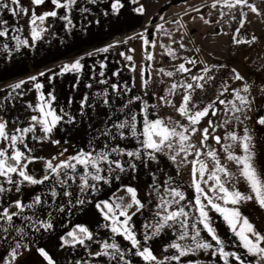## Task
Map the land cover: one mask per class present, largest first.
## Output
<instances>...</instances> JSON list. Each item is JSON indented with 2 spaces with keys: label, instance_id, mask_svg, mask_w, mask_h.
I'll use <instances>...</instances> for the list:
<instances>
[{
  "label": "snow or ice",
  "instance_id": "snow-or-ice-1",
  "mask_svg": "<svg viewBox=\"0 0 264 264\" xmlns=\"http://www.w3.org/2000/svg\"><path fill=\"white\" fill-rule=\"evenodd\" d=\"M46 0H30L31 6L44 5ZM54 5L53 10L45 11L43 14H37L36 8L33 7L29 18L32 26L30 36L32 41H38L43 38V33L48 31L44 27L45 22L49 18H58L66 22L65 27H74L70 13L77 4V0H50ZM89 3L95 4L97 0H88ZM133 4H137L138 0H131ZM111 10L113 13H119L124 7L121 0H112ZM218 6L227 8L229 12L233 9H240L239 27L235 30L236 34L232 36L233 43L253 44L258 38L252 35L251 39H239L241 29L245 26L247 13L244 8L249 9L253 13L259 14L257 7L249 3V0H213L211 8L216 9ZM59 9H64V14L58 16ZM7 10L13 17L21 14L27 16L29 8H25L21 0H0V15ZM199 12V9H194ZM88 11V9H82ZM134 11L143 14L145 9L143 5L135 8ZM107 15V13H105ZM223 16L224 13L221 12ZM163 19V17H161ZM205 24L209 21L201 16ZM233 19H236L233 15ZM179 24V21H174ZM8 21L0 19V37H7L9 29ZM184 27V25H180ZM158 30H163V25L157 26ZM15 31H21L16 28ZM171 36V33H166ZM218 35L220 33H217ZM227 35V33H225ZM16 41L15 50L19 51L21 47H28L29 40L21 39L19 36H13ZM175 42V41H174ZM144 45L155 47V43L148 38H143ZM179 48L188 51L186 45L181 39ZM114 45H108L102 49H96V52L107 53ZM3 49L8 51L9 45L5 43ZM131 51V50H130ZM199 53V49H195ZM92 56L93 53H88ZM125 61L132 62L131 55L120 53ZM167 55L173 59H181L183 62L175 66L174 71H165L160 68L159 71L173 78L177 73L189 74L192 72L191 65L195 67L198 61L194 58L179 57L176 52L169 48ZM147 60L152 61L154 56L147 55ZM80 57L71 63H66L61 67V74L64 73H82L84 63ZM107 66L101 64L100 77L105 76ZM227 68V65H208L200 69L198 74H192L190 80H182L171 83L167 89L166 95L158 97V104L149 105L143 100L141 95H128L132 93V87L125 83L122 87L116 83H112L110 88L117 98L127 99L121 104L116 112L121 117L115 120L111 116V127H105L100 136L93 137L89 141V147L79 149L76 154L65 156L67 149L63 148L61 140L54 139L53 133L57 130L58 125L62 122L74 123L75 118L66 112L64 108H60L59 112L53 106L56 102L55 89L45 93V85L41 83L38 76H30L27 80L10 85L13 92L22 89L24 85L31 83L34 89L39 93L38 103L33 105L27 104V108L34 114L27 121V126L20 127L21 123L18 118L12 121L13 129L9 131V121L0 116V178L4 182L0 183V244L7 242L5 249L6 257L0 255L2 264H26L22 258L26 253L32 252L30 245L35 244V238L30 236L31 233L50 232L54 230L53 212L71 214L77 209L83 211L85 206L91 205L102 217L105 222L103 228L110 231L111 237L104 240L96 239L97 233H94L85 224H76L72 230L67 231L60 236V247L75 248L79 245L81 248L89 249L91 243L100 245L99 250L89 251V256L99 258V264H133L132 257L139 258L143 264H182V258L194 255L197 251L210 252L212 257H217L223 264H246V257L251 256L257 258V264H264V233L257 228L244 216L237 205L244 201H254L261 208H264V173H261L255 162V146L253 144V134L248 127L243 128V134L238 135L236 131H228L227 126L235 121L239 125H244L245 121L251 119L248 112L252 110L254 102L251 95V86L245 81L235 68L229 69L231 78L236 81H243L242 87L234 88L231 91L232 99L225 100L224 96L229 90V85L222 82L219 94L216 99L211 100L205 106L200 107L199 103L194 100V93L197 89L206 90V85L211 86L216 80V74L219 69ZM51 71V70H50ZM135 71V66H132ZM45 73H39L44 76ZM114 76H119V72H114ZM52 78H49V83ZM101 84H107V79H101ZM91 87V85H88ZM142 87L147 90L149 81L144 79ZM177 90H183L182 102L177 106L169 97L174 96ZM264 91V89H262ZM23 95V93H17ZM11 94L4 97L9 99ZM96 96L102 97L103 105L111 107L115 101H110L108 90L103 93H96ZM139 102V104L137 103ZM238 102V103H237ZM72 100H68L69 106ZM88 104V97L84 96L80 101L81 115H84V107ZM225 105V119L222 124H216L212 119H208V127L201 129L199 125L208 118L218 117L219 109L216 105ZM95 107V105H88ZM136 106L139 111H133L132 107ZM167 106L175 109L179 116L187 121H174L170 116L162 118L159 116V108ZM3 105H0L2 108ZM231 112V116L228 113ZM65 117L67 120L65 121ZM243 117V118H242ZM255 123L264 128V114L259 115ZM217 127H225V135L213 136L217 145H221L225 154V162H222L218 152L208 145L210 129L214 132ZM37 130L41 135H37ZM199 133V146L193 143V137ZM29 135L32 141L43 143L45 141L60 145L61 151L57 156L45 160L44 157L33 155L34 149L29 147L27 140ZM105 140L99 148L96 141L100 137ZM135 141V147L129 150L126 146L121 147L116 141ZM67 143V141H64ZM239 147L242 154L237 155L235 148ZM207 149V151H205ZM204 155L211 158L213 167L208 168L206 160H201ZM193 159L189 160L188 157ZM59 157H64L60 159ZM127 159H124V158ZM166 159L176 166V175H180V168L191 164L192 186L195 189L194 201H186L185 193L175 186V178L160 168L161 160ZM179 158V159H178ZM36 160L45 161V169L40 177L30 172L29 165ZM58 161V162H53ZM228 162L236 165V171H232L228 167ZM155 164L156 168L152 169L151 165ZM141 168L147 169L152 177V183L148 185L145 192V200L140 198L137 187L130 182L123 183L124 177L127 176L129 181L137 179V173ZM157 172L162 173L165 179L158 181ZM241 178L247 183L249 192L242 193L236 189L235 184L239 183ZM211 181V183H209ZM114 182L118 184V191H123L124 196H118L113 193L106 199H96L100 187L111 186ZM5 183L7 186H5ZM38 186L46 185V191L33 195L30 202L25 203L19 197L15 199L6 198L8 194L13 192L21 193L22 186ZM207 186V191L205 187ZM211 193V194H209ZM60 203H57V200ZM155 199V207L150 209L152 212V222L143 225L144 232L142 239L138 238L135 229L133 217L152 205ZM51 200V203H49ZM218 201H222L218 203ZM231 205V207H226ZM193 210L198 215H193ZM219 213L226 222L228 228L238 240L237 247L244 250V254H238L236 251H226L225 241L217 234L215 227L212 225V217L210 212ZM43 212L47 213V219H42ZM30 213V214H29ZM14 218L21 221V225L15 224ZM199 225H203V230L211 237L210 241L201 237V229ZM239 226V227H238ZM149 229L151 232L149 233ZM30 230V231H29ZM166 231H171L175 239L166 243L162 249V253H169L174 250L173 254L160 255L154 253L149 242L154 238L160 237ZM14 233V235H13ZM9 236L12 239L9 240ZM121 237L127 242L128 246L122 247L121 243L116 240ZM191 243H181L188 241ZM27 241V242H25ZM111 241V242H109ZM35 252L41 259V264H57L50 253L43 246H36ZM75 264H82L77 260ZM83 264H91L90 261H83ZM191 264V262H190Z\"/></svg>",
  "mask_w": 264,
  "mask_h": 264
},
{
  "label": "crops",
  "instance_id": "crops-1",
  "mask_svg": "<svg viewBox=\"0 0 264 264\" xmlns=\"http://www.w3.org/2000/svg\"><path fill=\"white\" fill-rule=\"evenodd\" d=\"M124 7L119 13H113L111 10L112 0H97L95 4L89 3L88 0H77V4L73 7L70 16L74 27H65L66 22L58 18H49L44 27H47L48 31L43 33V38L38 41H32L30 36L31 25L29 18L31 10L34 6H31L30 1L21 0L22 5L25 8H29V14L24 22L21 14L17 17H13L7 10H5L0 19L8 21L9 35L7 37H0V116L5 120L9 121V131L13 129L12 121L18 120L20 127L27 126V121L34 113L27 108L28 103L35 105L38 103L39 93L34 89L31 83L23 86L22 89L13 92L9 87L20 80H27L30 76H38L41 83L45 85V93L55 89L54 94L57 99L53 105L59 112L60 108L64 110L72 117L75 118L74 123L62 122L58 125L57 130L53 133L54 139L61 140L63 148L67 149L65 156L76 154V152L83 148L89 147V141L93 137L100 136L101 131L105 127H111V121L108 119L109 116L115 120L118 116L122 118L121 114L116 112V109L127 99L117 98L112 92L110 85L116 83L119 86H123L125 83L129 87H133L132 93L128 95H141L143 100L147 101L149 105L158 104V97L166 95L168 87L171 83L182 80H190L192 74H197L199 66L192 68V72L184 74L183 76L179 73L175 77L169 78L163 75L159 69L163 68L165 71H174L175 66L183 62L181 59H173L167 55L169 48L174 50L177 56L182 57L183 50L179 48V38L174 33L175 26H168V31H171V36L161 35L159 42L155 48H152L151 54L154 56L152 61L143 62L142 51L146 45L143 43L146 29L150 25L149 15L145 12L143 14L134 11L135 8L140 6V3L133 4L131 0H121ZM27 3V4H25ZM249 3L258 5V7H264V0H249ZM37 14L38 11H49L54 9V5L47 3V5L36 6ZM88 9V11H82V9ZM220 10L225 8L220 7ZM58 16L64 14V9H59ZM223 12V11H222ZM107 13V15L105 14ZM176 15V14H174ZM172 15V16H174ZM178 15V14H177ZM171 16V17H172ZM170 17V18H171ZM166 22V20L164 21ZM235 26V25H234ZM248 28L244 31H248L252 37L255 35L258 40L253 44H244V49H254L260 43L261 32L264 30V24L255 17L251 18L248 23ZM16 28H20L21 31H15ZM170 29V30H169ZM229 28L227 32H224L218 36L215 42L218 43V49L216 55L213 58V64L219 65L223 63H230L235 66L234 60H231L229 56L243 57L242 52L233 51L234 43L229 36ZM234 28H232L233 30ZM227 33V35H225ZM243 35V33H242ZM242 35H239V39H242ZM13 36H19L21 39H28L29 46L21 47L19 51L15 50L16 41L12 39ZM167 37V38H166ZM250 37V39H251ZM133 38L132 42L128 40ZM243 40V39H242ZM175 41V42H174ZM263 41V40H262ZM7 43L9 45L8 51L3 49V45ZM108 45H114L109 49L107 53L96 52V49H102ZM197 48L198 46H194ZM131 50V51H130ZM88 53H93L92 56H88ZM131 55L133 57L132 62L125 61L123 56ZM135 56V57H134ZM83 57L82 63L85 67L82 73H64L61 74V67L66 63H71L75 59ZM105 64L107 67L103 69L105 76L100 77L99 72L101 71L100 65ZM135 66V71H132V66ZM210 65V66H211ZM236 67V66H235ZM237 69V68H236ZM51 70V71H50ZM44 72V76H39V73ZM114 72H119V76H114ZM52 78V82L49 83V78ZM101 79H107V84H101ZM147 79L149 81V87L145 90L142 87V81ZM234 82L231 84L228 92L221 98H225L229 95ZM91 85V87H88ZM107 89L109 93L110 101H115L112 106L106 107L103 105L102 97L96 96V93H103ZM17 93H23V95H17ZM183 90H177L174 96L169 97L177 106L182 102ZM11 94L10 98L5 100L4 97ZM84 96L88 97V104L84 107V115H81L80 101ZM71 99L72 103L69 106L68 100ZM139 104V102H137ZM88 105H95V107H89ZM218 108V104L216 105ZM133 111H139L136 106L132 107ZM159 116L162 118L171 117L174 121L183 120L175 109L167 106H161L159 108ZM211 115L205 118L200 125H206L208 119H214ZM67 117H65V121ZM37 135H41L37 130ZM105 138L100 137L99 141H96V145L99 148L102 146ZM67 141V143H64ZM29 147L33 148V155L44 157L45 159H51L53 156H57L61 151L60 145H53L47 141L38 143L32 141L29 135L27 140ZM121 147H127L129 150L134 149L135 141H116ZM63 159L64 157H59ZM124 159H127L126 157ZM179 159V158H178ZM189 160L193 159L192 156L188 157ZM211 159V158H210ZM58 162V161H53ZM213 165V163H212ZM160 168H163L165 172L172 175L175 178V186L179 187L185 193L186 201H194L195 189L192 186L191 176V164L182 166L180 168V175H176V166L166 159L161 160ZM152 169L156 168L155 164L151 165ZM158 181L162 182L165 176L157 172ZM3 178H0V183H3ZM131 183L137 187L140 198L145 200V192L148 189V185L152 183V177L149 175L148 170L141 168L137 173V179L129 181L127 176L124 177L123 183ZM211 183V181H209ZM5 186L6 183H5ZM205 187L207 191V186ZM236 187V186H235ZM245 188V187H244ZM243 188V189H244ZM239 190V186L236 187ZM46 191V185L38 186H22L21 193L8 194L6 198L15 199L19 197L25 203L30 202L33 195L39 194ZM116 193L118 196H124L123 191H118V184L114 182L110 187L101 186L100 191L93 199H106ZM211 194V193H209ZM155 199H153L152 205H147L142 213H138L133 217L135 223V229L138 233V238L142 239V233L144 232L143 225L145 223L152 222V212L150 209L155 207ZM247 202V201H246ZM51 203V200H49ZM60 203V200H57ZM221 203L222 206L223 202ZM245 204L244 210H241L242 214L246 216L250 222H261L263 226L261 231L264 233V217H256L252 212V209ZM226 207H231L227 205ZM240 208V205H237ZM30 214V213H29ZM210 216L212 217V225L215 227L217 234L222 240L225 241L226 251H236L238 254L243 255L244 250L237 247L238 240L228 228L223 217L211 211ZM193 215H198L193 210ZM53 224L54 230L50 232L31 233L30 236L35 238V244L30 245L32 247L31 253H26L22 258L26 261V264H41V259L35 252V247L43 246L50 253L57 264H75L77 260L90 261L91 264H99V258L89 256V251L99 250L100 245L91 243L89 249L81 248L79 245L75 248L71 247H60V236L64 235L67 231L72 230L76 224H85L94 233H97L96 239L104 240L111 237L109 230L103 228L102 225L105 223L102 217L91 205L85 206L84 210L77 209L73 210L71 214L68 212L59 213L53 212ZM42 219H47V213L43 212ZM17 226L21 225V221L14 218ZM201 229V237L207 241L215 244V241L211 240V237L203 230V225H199ZM239 227V226H238ZM258 229V228H257ZM30 231V230H29ZM151 230L149 229V233ZM14 235V233H13ZM12 236H9V240ZM175 239L171 231H166L160 237L154 238L149 242L154 253L160 255L173 254L174 250H170L169 253H162L163 247L166 243ZM116 240L121 243L122 247L128 246L126 241H123L121 237H116ZM27 242V241H25ZM111 242V241H109ZM181 243H191L190 239ZM264 246V245H262ZM7 248V242L0 244V255L6 257L5 249ZM133 264H143V262L137 258L132 257ZM223 264V262L217 257H212L210 252L197 251L194 255L190 254L188 257L182 258V264ZM2 264V261H0ZM111 264H116L115 261ZM174 264V262H173ZM231 264H235L234 261ZM246 264H257V258L248 256L246 257Z\"/></svg>",
  "mask_w": 264,
  "mask_h": 264
},
{
  "label": "rangeland",
  "instance_id": "rangeland-1",
  "mask_svg": "<svg viewBox=\"0 0 264 264\" xmlns=\"http://www.w3.org/2000/svg\"><path fill=\"white\" fill-rule=\"evenodd\" d=\"M23 1H30V0H23ZM170 0H138L140 5H143L145 9V13L149 15V22L153 19L156 15V12L160 9V7L167 3ZM47 3H51L50 0H46L45 5ZM213 1L208 0H187L180 2L178 4L171 5L165 12L159 15V21L157 22L155 29H154V40L155 47L159 42L161 35L167 36L166 33H170L168 31V26L172 25L175 26L174 33L178 36V40L181 41L183 39L186 48L188 51L183 50L182 57H189L197 59L198 61H203V64L198 63L195 67L199 66L202 68L204 64L211 65L213 64V58L216 55V51L218 49V43L215 40L220 36V34L227 32V28H229V36L232 39V36L236 34L235 30L239 27V20H240V9H233L231 12L227 8L225 10H220V6L216 9L211 8V4ZM27 4V3H25ZM259 11V14L251 12L249 9L244 8L243 11L247 13V17L245 20V26L241 29L240 34L242 35L243 30L248 28V23H250L251 18L255 17L259 21L264 24V7H258L255 5ZM36 7V6H34ZM194 9H199L200 11L197 12ZM223 11L224 15H221ZM38 13L43 14V11H38ZM176 14V15H174ZM178 14V15H177ZM174 15V16H172ZM233 15H235L236 19H233ZM172 16V17H171ZM201 16L204 19L209 21L208 24H205L204 21L201 19ZM163 17V19H161ZM171 17V18H170ZM28 17L24 16V22ZM166 20V22H164ZM174 21H179L180 23L177 24ZM163 25V30H158L157 26ZM180 25H184L181 27ZM235 25V26H234ZM232 28H234L232 30ZM170 30V29H169ZM217 33H220L219 35ZM145 37L146 33H145ZM167 38V37H166ZM263 40V41H262ZM129 42L133 41V38L128 40ZM194 46H198L195 48ZM152 47V48H155ZM195 49H199V53L195 51ZM233 51H238L243 53V57L239 58L238 56H229L231 60H234L235 66L237 71L244 76L245 81L249 83L251 86V95L250 98L254 99L252 110L248 112V115L251 119L245 121L244 125H239L235 121L229 126H227L228 131H236L238 135L243 134V128L246 126L248 127L252 134H253V144L255 146V162L258 170L261 173H264V128L258 126L255 123V120L259 117L261 109L264 108V30L261 32L260 36V43L257 48L254 49H244V44H235L233 46ZM151 53H147L145 49L142 51V58L143 62H147V55ZM135 57V56H134ZM187 67L194 68L191 65H186ZM198 71V69H197ZM234 82V81H233ZM232 82V83H233ZM243 81H236L233 84L232 89L242 87ZM231 89V91H232ZM231 91H229V95L226 96L225 99L230 100L232 99ZM238 103V102H237ZM225 105H219L218 109L219 114L218 117L213 119L214 123L222 124L225 119L224 114ZM231 116V112L228 113ZM243 118V117H242ZM201 129L208 127V123L206 125H199ZM226 128L225 127H217L213 132L210 129V135L208 140V145L215 149L222 162H225V154L223 153L221 145H217L213 136H220L221 138L225 135ZM200 141V134L197 133L193 137V143H196L199 146ZM207 151V149H205ZM235 152L237 155L242 154L239 147L235 148ZM201 160H206L208 163V168L211 169L213 167L212 161L209 157L202 155L200 157ZM228 167L232 171H236V165L228 162ZM236 187L239 186V191L242 193L247 194L250 190L248 185L244 180L241 178L239 183L235 184ZM245 187V188H244ZM244 188V189H243ZM222 202V201H218ZM252 209V213L256 217H260L262 215L264 217V208H261L258 203L254 201H244L240 204V210L246 209L245 204ZM257 230L261 231L260 228L263 226L261 222H251ZM262 232V231H261Z\"/></svg>",
  "mask_w": 264,
  "mask_h": 264
},
{
  "label": "built area",
  "instance_id": "built-area-1",
  "mask_svg": "<svg viewBox=\"0 0 264 264\" xmlns=\"http://www.w3.org/2000/svg\"><path fill=\"white\" fill-rule=\"evenodd\" d=\"M250 37L251 35L248 31L243 32V35H242L243 40L250 39ZM219 65H222V64H219ZM223 65H227V68H221L218 70L216 74V80L213 82L211 86L206 85L205 91H201L200 89H197L195 91L194 100L199 103L200 107H203L207 103H209L211 100L216 99V96L219 94V91L222 90L220 88V85L222 82H226L230 87L231 83L234 81V79L231 78L229 69L231 68L236 69V67L230 63H223ZM200 69H198V73L200 72Z\"/></svg>",
  "mask_w": 264,
  "mask_h": 264
},
{
  "label": "water",
  "instance_id": "water-1",
  "mask_svg": "<svg viewBox=\"0 0 264 264\" xmlns=\"http://www.w3.org/2000/svg\"><path fill=\"white\" fill-rule=\"evenodd\" d=\"M183 1H187V0H170L167 3H164L160 7V9L156 12V15L153 17V19L150 22V25L146 29V36H147L146 38H148L150 41L153 42V40H154V29H155L157 22L159 21V18H158L159 15L162 14L163 12H165L171 5L178 4V3L183 2ZM146 51H147V53L152 52L151 44L146 45ZM262 114H264V108L261 109V111H260V115H262Z\"/></svg>",
  "mask_w": 264,
  "mask_h": 264
},
{
  "label": "trees",
  "instance_id": "trees-1",
  "mask_svg": "<svg viewBox=\"0 0 264 264\" xmlns=\"http://www.w3.org/2000/svg\"><path fill=\"white\" fill-rule=\"evenodd\" d=\"M44 169H45L44 160H36L32 164L29 165L30 172L34 173L37 177H40L43 174Z\"/></svg>",
  "mask_w": 264,
  "mask_h": 264
}]
</instances>
